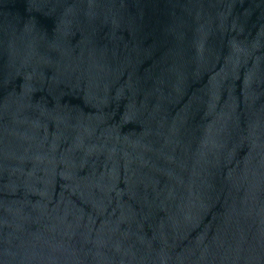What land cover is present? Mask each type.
Wrapping results in <instances>:
<instances>
[{
  "label": "water",
  "instance_id": "obj_1",
  "mask_svg": "<svg viewBox=\"0 0 264 264\" xmlns=\"http://www.w3.org/2000/svg\"><path fill=\"white\" fill-rule=\"evenodd\" d=\"M0 264H264V0H0Z\"/></svg>",
  "mask_w": 264,
  "mask_h": 264
}]
</instances>
